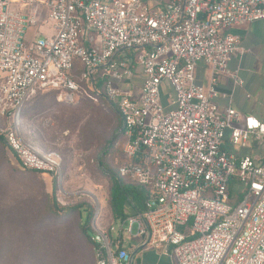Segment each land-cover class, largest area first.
<instances>
[{"label": "built area", "instance_id": "2783aa9c", "mask_svg": "<svg viewBox=\"0 0 264 264\" xmlns=\"http://www.w3.org/2000/svg\"><path fill=\"white\" fill-rule=\"evenodd\" d=\"M261 20L264 0H0V135L20 164L63 172L59 153L22 135L37 93L67 104L103 98L122 119L118 173L149 191L118 230L93 224L96 264H132L126 239L162 248L173 264H264V123L213 102L218 74L246 53L231 30ZM40 23L53 35L27 42ZM200 62L214 71L208 89L196 82ZM166 86L175 96L164 105ZM227 143L253 145L263 162Z\"/></svg>", "mask_w": 264, "mask_h": 264}, {"label": "rangeland", "instance_id": "374dc122", "mask_svg": "<svg viewBox=\"0 0 264 264\" xmlns=\"http://www.w3.org/2000/svg\"><path fill=\"white\" fill-rule=\"evenodd\" d=\"M51 32L46 25L31 28L27 42L37 33L35 39ZM165 94L167 105L175 95L168 86ZM6 128L0 117V130ZM21 128L24 139L37 149L61 155L63 172L53 178L23 170L15 154L0 143V264H95L82 225L84 209L92 214V226L118 230L106 173L117 175L123 159L118 112L104 99L67 104L54 92H39L26 103ZM88 235L93 237L94 231Z\"/></svg>", "mask_w": 264, "mask_h": 264}, {"label": "crops", "instance_id": "0c3cea01", "mask_svg": "<svg viewBox=\"0 0 264 264\" xmlns=\"http://www.w3.org/2000/svg\"><path fill=\"white\" fill-rule=\"evenodd\" d=\"M16 2L17 0H13ZM91 1V0H86ZM13 7L21 11H27L17 3ZM41 21L45 19V11L39 10ZM50 26L40 23V26ZM36 26V27H37ZM34 27V28H36ZM231 33L240 36L241 45L246 50L243 56H235L228 63V74H218L217 90L218 94L213 102L221 109L232 108L243 116H253L264 123V20L243 24L231 30ZM39 33L35 35L38 36ZM53 35V28L50 37ZM35 37L30 41L36 40ZM214 71L205 63L200 62L196 69L197 84L208 89ZM141 76L133 80L137 85H141ZM238 81L242 83L239 84ZM230 132H226V140L229 139ZM229 150L236 151L241 156H250L258 164L263 162V152L251 145L246 148L232 147L226 144ZM124 247L133 256L132 264H173L171 257L164 253L162 248L142 246L138 239H126Z\"/></svg>", "mask_w": 264, "mask_h": 264}, {"label": "trees", "instance_id": "16d2710c", "mask_svg": "<svg viewBox=\"0 0 264 264\" xmlns=\"http://www.w3.org/2000/svg\"><path fill=\"white\" fill-rule=\"evenodd\" d=\"M99 87L101 90H103V86L100 85ZM40 92H44V91H40ZM84 99H87V98H84ZM22 116H23V112H22ZM119 117H120V115H119ZM121 128H122V119L120 117V129ZM0 143L3 146H6L7 148H9L13 152V154H15V152L10 147L9 142L5 136L0 135ZM15 156L17 158L16 154H15ZM17 160H18V158H17ZM19 166L23 170H31V169L24 168L20 164V162H19ZM101 167H103L102 161H101ZM32 171L46 174L44 172H40V171H36V170H32ZM106 173L110 176L111 182H112L111 193H110V203L109 204H110V211H111V215H112L113 224L117 223L118 221L124 220L127 216L133 215L135 213L143 212L146 208V203L150 198V194H149V191L147 190V188L135 180L121 177L119 175L118 171H117V175L112 174L108 171H106ZM46 175L55 178L52 175H49V174H46ZM122 179H128L131 182L126 183ZM82 210H80L81 219H82V216H81ZM84 210L87 211V217H86L85 222L82 223L83 229H84L85 235L91 241L92 249H94L92 237H89V235H88L90 230L94 231L93 226L91 225L92 214L87 209H84ZM94 261L96 264V260H94Z\"/></svg>", "mask_w": 264, "mask_h": 264}]
</instances>
